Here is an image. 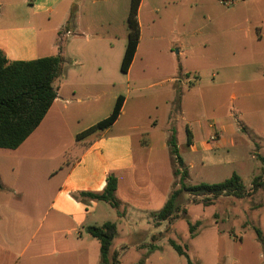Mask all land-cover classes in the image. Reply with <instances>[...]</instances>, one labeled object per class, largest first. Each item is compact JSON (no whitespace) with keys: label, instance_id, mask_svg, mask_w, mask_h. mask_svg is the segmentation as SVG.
I'll return each instance as SVG.
<instances>
[{"label":"crops","instance_id":"0c3cea01","mask_svg":"<svg viewBox=\"0 0 264 264\" xmlns=\"http://www.w3.org/2000/svg\"><path fill=\"white\" fill-rule=\"evenodd\" d=\"M246 1L140 0L138 42L122 72L130 0H0V50L8 61L63 59L53 81L56 96L38 126L0 153L3 215L10 224L21 217L34 226L30 237L11 232L0 243V264H99V241L85 228L106 221L116 226L111 249L119 257L127 238L146 226L155 230L150 242L132 246L153 247L148 259L161 258V243L174 240L166 234L175 218L156 216L174 190L168 138L174 134L187 174L192 162L179 154L181 144L199 152L202 163L213 161L210 153L224 163L229 159L220 153L250 129L243 107L225 112L212 103L228 95L238 104L251 98L264 106V0L254 7ZM119 95L117 119L77 138L110 114ZM110 174L118 209L73 196L101 192ZM189 260L204 262L201 255Z\"/></svg>","mask_w":264,"mask_h":264},{"label":"rangeland","instance_id":"374dc122","mask_svg":"<svg viewBox=\"0 0 264 264\" xmlns=\"http://www.w3.org/2000/svg\"><path fill=\"white\" fill-rule=\"evenodd\" d=\"M241 2V1H240ZM262 0H248V7L260 5ZM241 4V3H239ZM262 5L264 15V4ZM252 11V8H251ZM254 91V85H251ZM225 100H217L212 104H219L223 107L221 110H229L230 106L240 105L244 109L242 120L250 130H242L234 136L235 144L228 146L220 154L229 160L224 163H218L210 156L213 161L200 162L198 158L200 153H191L189 148L181 144L178 148L179 154L184 156L186 162L191 163L187 176L183 179L186 185H195L200 182L217 183L228 179L231 174H237L246 189L250 190L252 179L259 176L264 178V165L260 160L264 156V106L256 104L254 99H249L246 104H238L229 100L228 95ZM195 97L190 98V106H194ZM237 124L236 121H233ZM239 128V125H238ZM240 129V128H239ZM179 133L184 134V129L179 126ZM249 133L246 135L245 133ZM254 134L259 135L255 136ZM7 151L0 148V153ZM206 156V155H205ZM172 174L173 169L179 168L176 160L171 158ZM3 159L0 157V164ZM185 169L181 167L180 170ZM186 170V169H185ZM180 177L174 175L173 189L179 187ZM173 181V176H172ZM6 195V193H3ZM192 198L196 199L192 202ZM204 196H192L183 192L181 200L183 207L190 219L200 220L194 232L190 233L188 225L181 217L171 221L167 234L177 243L185 246L188 258L198 261V256L204 258L203 264H264V247L257 237L256 229L261 232L264 240V186L258 188L255 193L250 196L237 198L233 195L217 197L212 205L205 207L198 200ZM4 198L0 195V243L10 238V233H27L30 237L34 231V226L27 222L26 218H13L10 224V217L3 215ZM218 215V217L216 215ZM24 219V224L22 220ZM215 221H218L217 223ZM9 225L7 232L3 234L4 228ZM168 224L165 222L161 225L164 230ZM219 226V227H218ZM12 227V229H11ZM144 231L140 234L126 235L128 245H126L123 254L119 257V264H134L142 261V264H187V258L179 255L168 243H161L159 248L160 259L150 257L151 249L134 248L132 245L136 242H150V237L155 230H148L143 226ZM217 227L223 230L217 232ZM125 235V234H123ZM150 251V252H149ZM11 259V260H10ZM10 262L14 259L11 257ZM8 260V262H9Z\"/></svg>","mask_w":264,"mask_h":264},{"label":"trees","instance_id":"16d2710c","mask_svg":"<svg viewBox=\"0 0 264 264\" xmlns=\"http://www.w3.org/2000/svg\"><path fill=\"white\" fill-rule=\"evenodd\" d=\"M139 2L140 0H130L127 16V43L120 64L122 72L127 71L138 42L139 26L136 14ZM72 18L73 15L71 14L69 19L72 20ZM62 62L63 59L60 55L32 60L8 61L0 50V148L15 149L38 126L56 96L53 81L62 71ZM122 101L123 96L119 95L110 114L77 134V138L85 136L94 129H103L110 126L120 113ZM167 142L171 158H174L179 166V168L173 169V174L175 176L179 175L180 180L178 182L179 187L172 191L163 207L156 213L157 218L160 220L181 217L186 221L189 232L192 233L199 221L192 223L185 208L181 207L183 204L181 194L183 192L192 196H204L203 199L197 202L208 205L220 195H233L237 198L246 197L264 186V178L257 176L252 179L251 188L248 190L235 173L222 182H200L195 185H186L183 183V179L187 176V170H180L183 167V162L176 150L174 134L168 138ZM190 143V134L187 130V144ZM260 160L264 165V156H261ZM115 190L116 178L110 174L101 192L82 191L73 194V196L81 201L87 199L105 201L113 208L118 209L119 202L114 196ZM191 201L195 202L196 199L192 198ZM117 212L121 214L120 211ZM85 230L99 241V264H119L118 253L111 249L112 241L116 235L115 224L106 221L100 226H87ZM256 234L264 247V240L258 229H256ZM169 244L177 253L184 255L188 264H190L184 247L171 239H169ZM134 264H142V261Z\"/></svg>","mask_w":264,"mask_h":264},{"label":"built area","instance_id":"2783aa9c","mask_svg":"<svg viewBox=\"0 0 264 264\" xmlns=\"http://www.w3.org/2000/svg\"><path fill=\"white\" fill-rule=\"evenodd\" d=\"M66 33H69L68 31Z\"/></svg>","mask_w":264,"mask_h":264}]
</instances>
